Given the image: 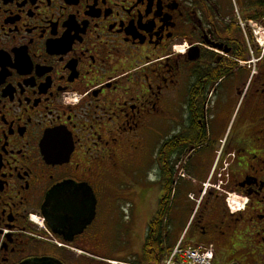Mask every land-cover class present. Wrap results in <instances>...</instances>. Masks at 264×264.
<instances>
[{"label": "flooded vegetation", "instance_id": "flooded-vegetation-1", "mask_svg": "<svg viewBox=\"0 0 264 264\" xmlns=\"http://www.w3.org/2000/svg\"><path fill=\"white\" fill-rule=\"evenodd\" d=\"M149 163L170 239L264 264V0H0V264H122Z\"/></svg>", "mask_w": 264, "mask_h": 264}, {"label": "rangeland", "instance_id": "rangeland-1", "mask_svg": "<svg viewBox=\"0 0 264 264\" xmlns=\"http://www.w3.org/2000/svg\"><path fill=\"white\" fill-rule=\"evenodd\" d=\"M160 181L155 163L152 165L149 163L147 166L144 165L131 170L129 177L118 183V191L123 197L118 203L117 210L123 222H127L130 216L132 217L131 205H135L131 225V243H124L122 239H119L123 235V228H120L116 230L113 243L107 245L100 256L94 259L98 261L115 259L123 263H134L141 259L146 226L154 217L158 208V201L162 196ZM125 196H129L132 200L124 198ZM184 238L187 244L194 243L190 241L187 235ZM165 256H163L161 261H163Z\"/></svg>", "mask_w": 264, "mask_h": 264}, {"label": "trees", "instance_id": "trees-1", "mask_svg": "<svg viewBox=\"0 0 264 264\" xmlns=\"http://www.w3.org/2000/svg\"><path fill=\"white\" fill-rule=\"evenodd\" d=\"M160 180L162 196L158 201V208L154 217L147 223L139 264H158L174 245L169 237V211L165 202L168 182L163 178Z\"/></svg>", "mask_w": 264, "mask_h": 264}, {"label": "built area", "instance_id": "built-area-1", "mask_svg": "<svg viewBox=\"0 0 264 264\" xmlns=\"http://www.w3.org/2000/svg\"><path fill=\"white\" fill-rule=\"evenodd\" d=\"M160 264H213V250L204 244L185 246L179 241Z\"/></svg>", "mask_w": 264, "mask_h": 264}, {"label": "crops", "instance_id": "crops-1", "mask_svg": "<svg viewBox=\"0 0 264 264\" xmlns=\"http://www.w3.org/2000/svg\"><path fill=\"white\" fill-rule=\"evenodd\" d=\"M179 232H180V233H179ZM181 233H182L181 231H178V232L176 233L175 237L171 239V242H172V243H175V242L177 241V239L179 238V236L181 235Z\"/></svg>", "mask_w": 264, "mask_h": 264}, {"label": "water", "instance_id": "water-1", "mask_svg": "<svg viewBox=\"0 0 264 264\" xmlns=\"http://www.w3.org/2000/svg\"><path fill=\"white\" fill-rule=\"evenodd\" d=\"M41 264H50V263H41Z\"/></svg>", "mask_w": 264, "mask_h": 264}]
</instances>
